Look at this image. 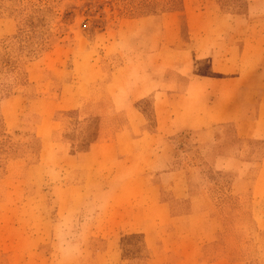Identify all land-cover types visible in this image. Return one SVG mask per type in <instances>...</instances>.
I'll return each instance as SVG.
<instances>
[{"label":"rangeland","instance_id":"374dc122","mask_svg":"<svg viewBox=\"0 0 264 264\" xmlns=\"http://www.w3.org/2000/svg\"><path fill=\"white\" fill-rule=\"evenodd\" d=\"M0 264H264V0H0Z\"/></svg>","mask_w":264,"mask_h":264},{"label":"crops","instance_id":"0c3cea01","mask_svg":"<svg viewBox=\"0 0 264 264\" xmlns=\"http://www.w3.org/2000/svg\"><path fill=\"white\" fill-rule=\"evenodd\" d=\"M255 122H257V119L255 120ZM243 123H246V121L241 122L240 124H243ZM253 123H254V122H253ZM253 123H252V124H253ZM248 137H252V135H248ZM89 152H91V150H90ZM83 156H84V155H83ZM86 161H87V160H86ZM87 164H88V163H87ZM87 167H89V169H90V166H89V165H87ZM89 169H88V170H89Z\"/></svg>","mask_w":264,"mask_h":264}]
</instances>
